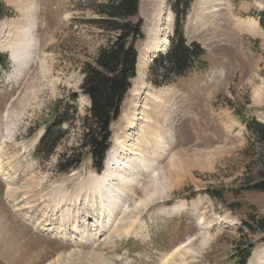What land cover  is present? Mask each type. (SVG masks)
Masks as SVG:
<instances>
[{"label":"rangeland","instance_id":"rangeland-1","mask_svg":"<svg viewBox=\"0 0 264 264\" xmlns=\"http://www.w3.org/2000/svg\"><path fill=\"white\" fill-rule=\"evenodd\" d=\"M104 1L0 0L7 8L0 51L8 58L0 71V264H240L250 248L246 264H264L263 234L244 225L264 217V192L245 189L260 181L264 142L251 140L233 116L264 125V97L256 98L264 93V0H195L183 33L203 50L205 67L157 88L149 67L168 48L174 16L163 0L171 25L158 37L166 40L161 47L150 50L161 10L140 0L137 51L146 63L110 125L105 161L131 104L164 94L146 114L147 127L164 130L158 153L103 178L105 161L97 174L88 149H80L89 108L80 86L83 66L112 38L92 24V10ZM244 24L253 35L240 30ZM63 120L69 123L53 131L55 149L38 152L44 128ZM77 154L78 168L59 173V160L73 164ZM97 187L112 191L114 208L92 194Z\"/></svg>","mask_w":264,"mask_h":264},{"label":"trees","instance_id":"trees-1","mask_svg":"<svg viewBox=\"0 0 264 264\" xmlns=\"http://www.w3.org/2000/svg\"><path fill=\"white\" fill-rule=\"evenodd\" d=\"M166 1L174 16L173 30L168 38L167 50L163 54H157L149 67L151 77L149 83L154 88L171 86L205 67L203 50L196 43H188L183 33V25L194 0ZM139 3L140 0H105L92 10L97 16V20L92 22L94 27L112 37L108 44L99 50L94 62L85 64L81 70L84 78L80 90L81 94L89 101V109L87 116L81 119L82 144L80 149H88L97 173L102 170L104 155L108 149L110 125L118 119L122 102L136 77L137 44L144 37L142 34L143 22L139 15ZM6 10L7 8L0 2V19L6 15ZM6 65H8V60L5 55L0 53V71L5 69ZM72 98L75 99L74 96ZM233 116L239 124L245 127L251 140L264 142L263 124L252 118L249 122H245L243 116L239 114H233ZM68 123V120H63L46 127L44 135L37 145V151L45 152L46 155L52 152L58 141V136L53 131ZM77 158L80 159L68 165L70 158L65 160L62 157L58 163L59 173L77 169L81 163V155L77 154L75 159ZM258 176L260 181L256 184H247L245 189L263 193L264 164ZM209 195L212 199H219L218 196H212L211 192ZM244 225L249 230L255 228L257 233H262L264 236V217L259 220L251 218ZM250 249L244 250L243 253L240 252V264L247 262L250 257Z\"/></svg>","mask_w":264,"mask_h":264},{"label":"bare ground","instance_id":"bare-ground-1","mask_svg":"<svg viewBox=\"0 0 264 264\" xmlns=\"http://www.w3.org/2000/svg\"><path fill=\"white\" fill-rule=\"evenodd\" d=\"M153 1L156 4L160 5L161 11L158 12L159 14L157 15V19L154 20L155 35L152 38L154 40V44L151 45L149 49L158 50V48L161 47L159 46L160 45L159 43L166 41V40L165 41L160 40L158 39V37H160L161 34L166 33V27L168 28L169 24L171 23V16H170L171 14L169 11L163 10V4H164L163 0H153ZM240 30L250 35L254 34V29L250 25H245L244 27L242 26ZM18 45H21V44H18ZM10 55L13 60L17 58V55L15 54V52ZM145 63L146 61L142 58V54L140 53L138 55V61L136 65L137 74L140 72V70L142 69L143 65H145ZM163 96L164 94L158 95L157 97H154V98L149 97L150 99L144 101L141 106H139L138 103L131 104V106L128 105L130 107H127V109L122 113V115L120 116V122L122 123L123 128L121 129V133L118 136L112 137L111 139L112 147H111V150H109V152L107 153V157L105 161V170H104L105 173L103 175V178L106 177L107 174L112 170L113 171L118 170L121 172H125V171L130 172V170H134L136 166L144 164L145 160L149 158V154L151 152L156 151L158 153V148H159L158 140L161 138L162 136L161 134L163 133V132L161 133V131L164 129L162 126L159 127L157 125L154 126V128L149 127V126L147 127L148 116H146V114L163 104L164 102ZM263 97H264L263 90L258 91L256 98L259 99ZM143 124L146 125V129H147L146 133H142V129H145L144 127L142 128ZM143 150H146L147 152L143 153ZM150 155L152 156L153 154H150ZM108 178L110 179V177ZM97 180L98 179L96 178V181ZM125 180L119 179V184H120L119 189L124 190L126 188ZM119 184H118V187H119ZM98 188L99 187H97L96 189ZM99 193L100 194L102 193L103 195H105L108 200L107 202H109L110 205L114 208L115 206L114 202L116 200V197L112 193V191L106 190V193H105V192H102L100 189H98V190L93 191L92 194H96L98 196ZM109 209L110 208H108V211H111V209L110 210ZM74 227L76 228L75 230L77 231V226L75 223H73L72 228L74 229ZM99 227L101 229L97 232V234L104 232L102 225H99Z\"/></svg>","mask_w":264,"mask_h":264}]
</instances>
